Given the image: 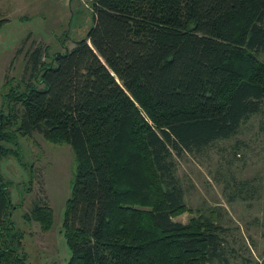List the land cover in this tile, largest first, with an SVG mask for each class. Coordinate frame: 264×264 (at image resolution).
Segmentation results:
<instances>
[{
    "label": "trees",
    "instance_id": "trees-1",
    "mask_svg": "<svg viewBox=\"0 0 264 264\" xmlns=\"http://www.w3.org/2000/svg\"><path fill=\"white\" fill-rule=\"evenodd\" d=\"M91 26L9 90L0 142L67 144L64 264H229L216 215L186 222L174 157L236 134L264 104V0H89ZM7 149L0 145V157ZM0 176V264H26ZM46 230L51 210L25 216Z\"/></svg>",
    "mask_w": 264,
    "mask_h": 264
},
{
    "label": "rangeland",
    "instance_id": "rangeland-1",
    "mask_svg": "<svg viewBox=\"0 0 264 264\" xmlns=\"http://www.w3.org/2000/svg\"><path fill=\"white\" fill-rule=\"evenodd\" d=\"M90 26L89 0H0V111H6L9 90L21 91L27 83L41 87L28 58L35 47L46 48L41 60L47 63ZM14 139L15 145L0 142L7 149L0 176L13 206L10 220L21 236L20 252L26 264H64L69 251L61 222L74 170L71 150L37 133ZM174 160L186 210L172 220L216 215L229 264H264V104L232 137ZM34 203L51 210L46 230L25 217Z\"/></svg>",
    "mask_w": 264,
    "mask_h": 264
},
{
    "label": "crops",
    "instance_id": "crops-1",
    "mask_svg": "<svg viewBox=\"0 0 264 264\" xmlns=\"http://www.w3.org/2000/svg\"><path fill=\"white\" fill-rule=\"evenodd\" d=\"M6 1V0H5Z\"/></svg>",
    "mask_w": 264,
    "mask_h": 264
}]
</instances>
